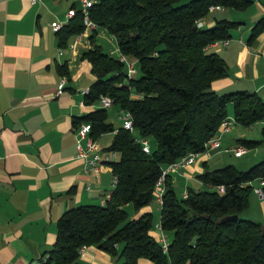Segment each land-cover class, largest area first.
<instances>
[{"label":"trees","instance_id":"1","mask_svg":"<svg viewBox=\"0 0 264 264\" xmlns=\"http://www.w3.org/2000/svg\"><path fill=\"white\" fill-rule=\"evenodd\" d=\"M252 0H95L89 16L112 33L119 50L138 63L139 74L127 73L117 55L103 49L89 34L92 44L83 55L91 62L95 78L85 92L87 102L100 93L112 103L129 110L134 131L116 126L108 148L117 156L110 160L117 181L102 202L79 203L64 209L56 220V238L33 264H77L79 248L95 243L115 255L116 264H138L146 256L155 264H264V224L240 216L248 202L251 180L264 177V157L240 168L228 162L206 167L197 175L205 187L188 186L179 196L165 176L160 223L171 230L167 251L150 232L151 211L130 216L154 196L155 181L166 163L189 151L203 149L204 141L218 131L232 105L235 121L248 125L264 120V96L255 90L237 88L216 91L211 82L226 74V62L206 45L231 35L239 21L216 18L211 24H197L211 4L246 7ZM76 9L58 29L60 43L86 26L81 8ZM264 26V16L251 27V36ZM66 73L65 64L60 65ZM108 109L97 106L75 121L89 120L96 137L113 130ZM264 137V122L262 124ZM152 136L149 150L142 138ZM138 137V138H136ZM246 146L258 138L240 137ZM222 183L223 190L216 184ZM264 196V184L261 185ZM233 214H237L233 217Z\"/></svg>","mask_w":264,"mask_h":264},{"label":"crops","instance_id":"2","mask_svg":"<svg viewBox=\"0 0 264 264\" xmlns=\"http://www.w3.org/2000/svg\"><path fill=\"white\" fill-rule=\"evenodd\" d=\"M71 3L72 0H0V264L36 262L55 241L56 220L64 209L79 203L102 202L113 187L110 160L117 154L113 156L107 145L120 123L95 137L101 157L97 168L76 154L75 117L101 104L98 98L87 102L83 91L95 78L91 62L83 55L92 44L89 34L93 27L71 34L65 43H60L57 29L52 26L53 21L63 24L68 20L66 10ZM262 16L264 0H252L244 8L213 6L203 16L206 25L220 17L239 21L229 37L206 45L207 50L216 51L226 62V74L211 82L216 91L246 88L264 96V26L251 36V27ZM63 64L66 73L61 71ZM63 74L67 80L58 92ZM121 110L118 107V115ZM227 110L232 116L230 102ZM106 120L110 121L108 116ZM259 122L262 128L264 120ZM252 124L233 120L228 129L220 132L219 144L201 153L200 161L199 153L193 161L169 172L173 186L178 177L201 180L197 174L210 167V162L232 163L229 153L236 165L242 163L243 167L264 157V148L257 147L248 150L240 162L235 159L245 152L235 154L232 149L242 143L239 138H256L247 132ZM254 180L256 190L260 179L251 183ZM158 205L159 219L150 228L157 237ZM124 206L131 216L153 209L150 203L137 209L131 202ZM118 261L115 255L90 243L79 254L77 264ZM138 264L155 262L140 256Z\"/></svg>","mask_w":264,"mask_h":264},{"label":"built area","instance_id":"3","mask_svg":"<svg viewBox=\"0 0 264 264\" xmlns=\"http://www.w3.org/2000/svg\"><path fill=\"white\" fill-rule=\"evenodd\" d=\"M30 1L36 2L39 0H30ZM94 1L95 0H77L79 6L81 8L83 22L86 26L84 29H82V31L83 30L85 31V29L88 27L96 28L98 26V24L93 19L90 18L89 12H88V7ZM213 6L219 7L220 4H211L210 8ZM75 9H76L75 5H72V4L67 8V10H66L67 18L74 13ZM202 23H203L202 18H199L197 20V24L200 25ZM61 25H62V22L60 20L52 22V26L55 29H58ZM117 56L120 60H123L125 62L126 70H127L128 74L131 75L132 73H134L136 71V67H135L134 62L131 59L127 58V56L124 53H122L120 50H119ZM66 80H67V75L63 74L59 80V83H58V88H57L58 92L61 90V88L65 84ZM83 91L84 92L88 91V87L83 89ZM98 100H99L101 106L108 107L112 104V97L107 93H100L98 96ZM120 117H121V125L129 128L132 131H134L132 117H131L129 110L122 109L120 112ZM233 120H234L233 116H230V115H227L224 118H222L220 121V124H219L218 131L216 133H214L213 135L209 136L204 141V146H203L202 150L189 151L185 154H182L177 159L172 160V161H170V162H168L162 166L161 172L155 181V187H154L155 197H156V200L159 204H161L163 201V192L165 189L164 180H165L166 174L172 170H177L178 168H180L181 166L185 165L188 162L193 161L197 154H199L201 152H206L209 148L217 146L219 144L220 132L228 129ZM90 130H91V122L89 120H81L80 122H78L75 125V132H76V136H77V138H76V148H77L76 154L79 156H83L90 166L97 168L99 165L98 161H101V157H100L99 153L97 152L98 146H97V142L95 140V137L90 133ZM136 138H138V137H136ZM141 141L143 143V148L145 150H149L148 139L142 138ZM232 149H233L235 154H240L245 150V145L243 143H238L235 146H233ZM111 154L114 156L116 154V150L112 149ZM105 157L107 158L108 156H105ZM116 181H117V175L113 173V176L111 178V183L114 185L116 183ZM262 184H264V177L260 178V186L256 187V190L258 191V193L260 195H263V190L261 187ZM215 188L217 190H223L224 185L222 183H219V184L215 185ZM108 194H109V192H107L105 194V196L102 197V201H104L105 197L108 196ZM184 195H186V191L184 192ZM155 226L159 230L158 241L161 245V248H162V250L167 251L168 245H169V237H168V234L166 232V229H164L161 226L160 220L158 222H156ZM84 247H85V245L80 246L79 254L84 249ZM166 264H170V261L167 260Z\"/></svg>","mask_w":264,"mask_h":264},{"label":"rangeland","instance_id":"4","mask_svg":"<svg viewBox=\"0 0 264 264\" xmlns=\"http://www.w3.org/2000/svg\"><path fill=\"white\" fill-rule=\"evenodd\" d=\"M211 8H213V7H211ZM95 40H96V42H99L103 46V49L110 51L114 55H118L119 48L117 45L116 38L113 36L112 33H110L104 27H101V26L97 27V31L95 34ZM134 64L136 67V71L133 74L137 75V74H139L140 70L137 69L138 63L134 62ZM118 107L119 106L116 103H112L110 106L107 107L108 119L110 121H112L114 123V125H116L117 123L121 124L120 114L118 115V113H117ZM247 128H248L247 132L250 133L249 135L256 136V138L261 139V140H260V142H258L255 145H252V146H246L245 145V150H244L245 152L241 156H235L236 161H239V162L247 156L248 150H251V149L257 148V147H260V148L263 147L264 148V137H263L261 129H260L261 123L259 122V120H256L255 122H253V124ZM147 139H148L149 143H153V141H154V138L152 136L147 137ZM201 153H200L201 156H199V157L197 156V160H199V161H200V158L202 157ZM228 153H229V151H228ZM229 156L231 158L230 161H232V163H234L236 165V162H234L232 160L233 156L230 155V153H229ZM221 163L220 162H210L209 165H210V167H214V166L219 165V164L222 165ZM241 165H242V163L240 165L237 164L236 166H238L240 168H247L248 167V166L243 167ZM172 173H174V171ZM176 183H177V185L174 186V189L179 196H181L186 191V186H192V187H198V188H202V187L206 186V184L203 183L201 180H196V181L194 179L193 180L192 179L187 180L183 177H178ZM255 183H256L255 180H254V182L251 183L252 186L248 192V202H247L246 206L240 211V216L246 217V218H251V219L260 221L262 224H264V196L260 195L258 193V191L255 190ZM148 203H150L152 205V208H153L152 209L153 221H155L156 219H159V205L156 201V198L153 197ZM131 215H132V213L130 212L129 217ZM166 232L168 234V237L170 238L172 235L171 230H166ZM50 264H55V263L50 262Z\"/></svg>","mask_w":264,"mask_h":264},{"label":"water","instance_id":"5","mask_svg":"<svg viewBox=\"0 0 264 264\" xmlns=\"http://www.w3.org/2000/svg\"><path fill=\"white\" fill-rule=\"evenodd\" d=\"M211 25H213V24H211ZM237 216V214H233V217H236Z\"/></svg>","mask_w":264,"mask_h":264}]
</instances>
